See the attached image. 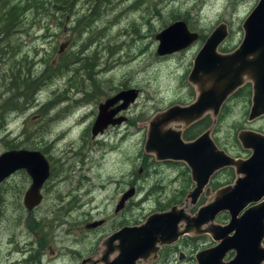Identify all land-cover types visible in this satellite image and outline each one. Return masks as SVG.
<instances>
[{
	"label": "rangeland",
	"instance_id": "rangeland-1",
	"mask_svg": "<svg viewBox=\"0 0 264 264\" xmlns=\"http://www.w3.org/2000/svg\"><path fill=\"white\" fill-rule=\"evenodd\" d=\"M135 2L2 0V6L16 5L20 15L17 26L4 40V47L8 42L15 54L0 57V100L13 94L19 100L17 109L6 114L0 128V152L5 141L39 149L49 158L53 173L44 183L43 201L31 213L23 205V194L31 182L26 172L13 174L3 184L6 194H0V264H17V259L34 254L37 246L41 248L38 258L42 264H78L81 256L97 253L95 236L101 237L121 224L144 221L158 207L157 197L165 203L173 195L177 184L169 182L163 186V193L157 186L151 190V186L155 181L160 184L159 177L166 183L174 171L181 169L180 163L156 162L145 152L144 144L150 121L157 113L174 104H188L193 98L195 91L187 76L204 39L182 50L158 55L155 34L178 15L204 38L214 26L225 22L230 34L221 47L230 50L240 42L241 23L257 0H140L132 6ZM66 56H70L69 69L52 76L32 100L22 97L24 86L13 91L8 86L16 76L29 75L19 61L26 63L31 77L36 78L46 64H56ZM90 60L96 91L89 79L90 69L81 67ZM14 61L19 69L11 72ZM129 88L138 90L137 97L117 114L126 116V121L93 138L90 127L98 103ZM48 102L52 104L46 108ZM248 105L243 95L231 98L214 122L210 118L216 144L231 155L250 154L238 141V130L264 131V117L251 122L246 119ZM163 128L181 125L171 123ZM61 158L64 159L58 162ZM149 168L160 173L153 174ZM112 178H116L115 183ZM225 180L226 173L218 171L212 182L221 184ZM185 183L181 178L178 187ZM132 185L137 186L138 192L123 212L115 214L119 195ZM216 188L211 183L201 202L209 201ZM61 197L65 201H60L59 207L64 210L57 212ZM100 218L106 219L105 225L87 232L85 224ZM204 243L209 245L210 240ZM190 250L184 251L189 255Z\"/></svg>",
	"mask_w": 264,
	"mask_h": 264
},
{
	"label": "water",
	"instance_id": "water-1",
	"mask_svg": "<svg viewBox=\"0 0 264 264\" xmlns=\"http://www.w3.org/2000/svg\"><path fill=\"white\" fill-rule=\"evenodd\" d=\"M243 38L232 52L221 53L218 46L228 35L227 26L221 22L207 36L193 58L188 74L189 82L197 86L196 98L186 105H171L157 113L150 121L144 150L153 153L158 160H184L191 172L194 187L187 197L195 203L212 173L222 167L231 166L237 174L234 183L215 190L208 202L201 205L192 219L182 209L172 206L164 212L150 214L144 223L123 226L107 238L109 245L105 255L118 252L112 264H136L158 249L156 243H171L179 234L209 232L218 244L196 253L197 264H264V135L240 130L238 139L245 148H250L247 159L235 158L219 148L207 129L196 138L183 141L181 130L163 128L170 122L189 125L206 111L216 115L226 97L245 80L252 82V105L249 119L264 113V0H258L242 22ZM158 40L156 54L165 55L188 47L198 38L184 20H175L155 34ZM138 90H120L98 105V113L92 123V137L101 133L109 124L120 123L123 118H113L119 108H126L137 97ZM121 100L115 110L106 107ZM18 169H24L31 182L24 192L23 204L28 211L40 204V192L49 176V163L39 150L11 149L0 153V182ZM205 187V188H204ZM134 193L130 188L119 202ZM243 213L238 216L239 212ZM227 211L229 222L213 223L217 213ZM184 217L188 225L178 230V222ZM99 222L91 223L95 226ZM192 226V228H189ZM119 243L113 247L111 243ZM235 250V255L223 261L225 253Z\"/></svg>",
	"mask_w": 264,
	"mask_h": 264
},
{
	"label": "flooded vegetation",
	"instance_id": "flooded-vegetation-1",
	"mask_svg": "<svg viewBox=\"0 0 264 264\" xmlns=\"http://www.w3.org/2000/svg\"><path fill=\"white\" fill-rule=\"evenodd\" d=\"M257 2H258V0H257ZM256 2V3H257ZM256 5V4H255ZM254 5V6H255ZM254 6H253V8H254ZM252 8V9H253ZM251 9V10H252ZM250 10V11H251ZM250 11H249V13H250ZM248 13V14H249ZM248 14L246 15V17L248 16ZM245 17V18H246ZM244 18V19H245ZM244 19H243V21H244ZM242 21V22H243ZM221 23V22H220ZM220 23H218V24H220ZM223 23H225V22H223ZM186 24H187V22H186ZM217 24V25H218ZM226 24V23H225ZM216 25V26H217ZM187 26H188V24H187ZM216 26H214L213 27V29L216 27ZM226 26H227V24H226ZM189 28V27H188ZM241 28H242V23H241ZM190 29V28H189ZM212 29V30H213ZM191 30V29H190ZM211 30V31H212ZM227 30H228V35H227V37L229 36V34H230V32H229V29H228V26H227ZM242 30H243V28H242ZM191 31H194V32H197L198 33V38L196 39V40H200L201 38L202 39H204V41H205V39L207 38V36L204 38V35H201L198 31H196V30H191ZM210 31V32H211ZM231 31V30H230ZM244 33V32H243ZM210 34V33H209ZM208 34V35H209ZM227 37L225 38V40L227 39ZM242 38H243V35H242ZM242 38H241V40H242ZM195 40V41H196ZM225 40L218 46V51L219 52H221V51H223V52H221V53H229V52H232L235 48H237V46L240 44V42H241V40H240V42L234 47V48H232V49H227V50H221V49H219L221 46H222V44L225 42ZM204 41H203V43H204ZM194 42V41H193ZM192 42V43H193ZM191 43V44H192ZM190 44V45H191ZM201 48V47H200ZM225 51V52H224ZM198 52V51H197ZM190 72V71H189ZM189 74V73H188ZM22 78H24V77H19V80L20 79H22ZM187 79H188V76H187ZM17 81L18 82V85H20V86H24V85H22V83H20L18 80H16V79H13V81ZM189 81V80H188ZM191 83V82H190ZM191 85L193 86V88H194V91H195V93H194V95H193V98H191L190 99V101L189 102H191V101H193L195 98H196V96H197V86L195 85V84H193V83H191ZM117 93V92H116ZM115 94V93H114ZM113 94V95H114ZM138 94V93H137ZM23 95H24V93H23ZM113 95H111V96H113ZM240 95H243V96H245L246 98H247V100H248V109H247V113H246V119L249 121V122H251V121H253V120H255V119H258V118H260V117H264V113L263 114H260V115H258V116H256V117H254L253 119H249V114H250V109H251V105H252V82L251 81H249V79H247V80H245V82L241 85V86H239V87H237V89H235L231 94H229L227 97H226V99L223 101V103L221 104V106H220V108H219V111L221 110V108H222V106L228 101V100H230L231 98H235V97H237V96H240ZM111 96H108V97H106L102 102H99L98 103V105L100 104V103H104L105 102V100L107 99V98H109V97H111ZM188 102V103H189ZM130 103H132V102H130ZM130 103L127 105V107L130 105ZM121 104H122V101L121 100H119V101H117V102H115V103H113V104H109L107 107H106V110L107 111H111V110H115V109H117L119 106H121ZM187 103H182L181 105H186ZM175 105V104H174ZM126 107V108H127ZM122 109H125V108H119L117 111H116V113L113 115V118H123V120H122V122L123 121H126V119H127V117L125 116V117H122V116H118L117 114L122 110ZM45 111V110H44ZM219 111H218V113H219ZM7 113H9V112H7ZM97 113H98V106H97ZM217 113V114H218ZM217 114L216 115H213V113H212V111H206L199 119H197V120H195L194 122H192V123H190L189 125H187V126H184L182 123H179L180 125H181V128H173V129H177V130H181V139L183 140V141H189V140H192V139H194V138H196L198 135H200L202 132H204L205 130H209L210 131V137L213 139V141L215 142V144H216V141H215V138L213 137V135H212V122H214V120H215V118H216V116H217ZM15 115H17V114H15ZM207 115H209V116H207ZM18 116V115H17ZM212 119V122H211V119ZM153 119V118H152ZM151 119V120H152ZM202 120H203V123H205V124H207L204 128H203V130H201V131H199L193 138H191V139H186L185 137H184V132L187 130V129H189V130H192V128H194L196 125H198V124H202L201 122H202ZM93 123V122H92ZM121 123V122H120ZM171 123H178V122H170V123H168L167 125H169V124H171ZM77 124V123H76ZM117 124H119V123H117ZM196 124V125H195ZM114 125V124H113ZM92 126V125H91ZM110 126H112V124H109L101 133H99L98 135H103L106 131H107V129L110 127ZM164 126V125H163ZM164 129H166V128H164ZM240 130H250V131H253V132H256V133H259V134H261V135H264V131H258V130H255V129H251V128H241ZM240 130H238L237 131V134H236V137H237V139H238V133H239V131ZM10 131H8V132H6V133H9ZM148 132V131H147ZM90 133H91V136H92V132H91V127H90ZM6 136H9V134H6ZM147 136V135H146ZM96 137V136H95ZM95 137H93V138H95ZM238 141L240 142V140L238 139ZM8 142H10V143H8ZM5 143V148L3 149V151H1V152H4V151H7V150H11V149H29V148H26V147H23V146H17V144H12L13 142L12 141H5L4 142ZM240 144H241V142H240ZM217 145V144H216ZM218 146V145H217ZM241 146H242V144H241ZM243 147V146H242ZM243 148H245V147H243ZM72 149V148H71ZM246 149H249L250 150V148H246ZM30 150H32V149H30ZM34 150H39V149H34ZM224 150V149H223ZM40 151V150H39ZM72 151V150H71ZM0 152V153H1ZM44 156H45V154L42 152V151H40ZM75 154H78L79 152H76V151H73ZM226 152V151H225ZM147 153V152H146ZM149 153V152H148ZM227 154H229L228 152H226ZM149 154H151L152 155V158L156 161V162H158V163H161V164H163V163H165V162H173V165H176L177 163H180V164H178V165H180L181 166V169H178L177 171H174V173H173V176H172V178L171 179H168L167 180V182L165 183L162 179H161V177H159L160 178V184H158L157 183V181H155L154 183H153V185L151 186V190H153V188L154 187H156L157 186V189H161V193H163L164 192V187L163 186H165L166 185V187L169 185V182H171V184H177V186H175L174 188H173V190H172V196H171V198L167 201V202H165V203H163L162 201L160 202L159 200H160V197H157V199H156V201L158 202V207L157 208H155V209H153L152 210V212L151 213H149L147 216H146V218L150 215V214H152V213H155V212H164V211H167V210H169L172 206H176L177 207V209H182L183 210V212H184V214H185V216H188L189 217V219H192L193 217H194V215L197 213V211H198V209L200 208V206L201 205H203V204H205L206 202H201V197L203 196V195H206L205 194V190L203 189V191H202V193L200 194V196H199V198L197 199V201L195 202V203H192L191 202V199L190 198H188L187 197V194L189 193V191H191L192 189H193V187H194V181L192 180V178H191V172H190V169H189V167L187 166V164H186V162L184 161V160H174V159H164V160H158L156 157H155V155L153 154V153H149ZM250 154H251V150H250ZM250 154L247 156V157H240V156H235V155H231V154H229V155H231V156H233V157H235V158H242V159H247L249 156H250ZM61 155H63L62 153H61ZM60 155V156H61ZM79 156L81 157V156H83V153H79ZM51 157V156H50ZM63 157V156H62ZM45 158L47 159V161H48V163H49V176L47 177V179L48 178H50V176H51V174L53 173V168H52V165H51V162L49 161V158L48 157H46L45 156ZM62 159H64V158H61L58 162H60V161H62ZM65 161V160H64ZM67 162V161H66ZM224 168H230V172H231V174L230 173H226L223 169ZM141 169V168H140ZM151 171L153 170V174H156V175H158L159 173H160V171L158 170V169H154V168H149ZM142 170V169H141ZM218 171H223V172H225L226 173V180L224 181V182H222L221 184H220V186H218L216 189H218V188H220V187H223V186H227V185H231V184H233L234 183V180L236 179V177H237V174L235 173V170H234V168L233 167H231V166H225V167H222V168H220V169H218V170H216V171H214L213 173H212V175L210 176V178H209V180H208V183H207V185L205 186V187H209V185L211 184V183H213L212 182V180H213V178H214V176H215V174L218 172ZM17 172H26L24 169H18V170H16V171H14L13 173H11L8 177H6L5 179H3L1 182H0V194L1 195H4V194H6V189L5 188H3V184L6 182V180L9 178V177H11L13 174H15V173H17ZM146 172H147V170H146ZM27 174V173H26ZM28 175V174H27ZM60 177V176H59ZM181 178H183L184 180H185V185L184 186H182V187H178L179 185V181H180V179ZM47 179L44 181V183L47 181ZM187 179H188V181H187ZM112 181H113V183H115V181H116V178H112ZM44 183H43V185H42V187H41V190H40V192H41V194H42V199H41V201H43V198H44V195H43V190H44ZM108 183L109 182H107L106 184L108 185ZM162 183V184H161ZM218 183H220V182H214L213 183V185H219ZM190 187V189H188ZM204 187V188H205ZM130 188H134V193L131 195V196H129L127 199H125L124 200V202H123V204H122V206L121 207H119L118 208V206H119V202H120V199L122 198V196H123V194H125ZM130 188H128L127 190H124L120 195H119V198H118V200H117V202L114 204L115 206H114V212H115V214H118V213H120V212H123L125 209H126V207H127V204H128V202L130 201V198L132 199L134 196H135V194H136V192H138V188H137V186H130ZM215 189V190H216ZM26 191V190H25ZM185 191H187L186 193H185ZM184 192V193H183ZM215 192V191H214ZM214 194V193H213ZM24 195V194H23ZM78 195H80V194H78ZM182 197V198H181ZM200 200V201H199ZM60 201H61V203H63L64 201H65V199L63 198V197H61V199L58 201V205H57V208H55V206H54V208H55V211H57V212H60V211H62V210H64V207H59V205H60ZM79 201V200H78ZM208 202V201H207ZM41 203V202H40ZM196 204V205H195ZM24 205V204H23ZM189 205H191V208H189ZM2 207V199H1V197H0V208ZM25 207V206H24ZM38 207V205L36 206V207H34L31 211H28L27 209H26V211H28L29 213H31L34 209H36ZM69 209V208H68ZM66 211V210H65ZM243 211H244V209L243 210H241L240 212H239V214H238V216H240L242 213H243ZM0 212H1V210H0ZM146 218L144 219V221H141L140 223H134V224H121V225H119L118 227H114V228H111V229H109L108 231H105V233L101 236V237H99V236H95V244H94V248H96V250H97V253H95V251H93V253H91L90 255H87V256H85V257H83V256H81L80 258H79V260H78V264H112V262H113V260H115V258H116V256H117V254H118V252L116 251V249H114V251H112V252H110L108 255H105V251L108 249V247H109V245H108V243H107V238L109 237V236H111V234L112 233H114L115 231H117V230H119L120 228H122L123 226H134V225H140V224H142V223H144L145 222V220H146ZM230 218V214H229V212H227V211H220L219 213H217V215L215 216V218H214V220H213V223H216V224H225V223H227V222H229V219ZM223 219H225V221H220V220H223ZM190 221V220H189ZM189 221L187 222V224H186V219L184 218V217H182L180 220H179V222H178V230H182L184 227H186V225H188V223H189ZM95 222H99L97 225H95V226H89L91 223H95ZM105 223H106V219L105 218H100V219H94V220H92V221H90V222H87L86 224H85V228L87 229V232H89V231H96V230H98V229H100L101 227H103L104 225H105ZM208 224H205V225H203L202 226V228H205L206 226H207ZM189 228H192V226H190ZM201 227H200V229H201V231L200 232H185V233H183V234H179L178 235V237H177V239H175L174 241H172L171 243H156V245H157V247H158V249L156 250V252H150L149 253V255H148V257H146L145 259L143 258V257H140V258H138L136 261H135V263L136 264H197V262H196V259H195V255H196V253L197 252H199L200 250H202V249H205V248H211V247H214V246H216L217 244H218V241L217 240H215L214 238H213V236H211V234L209 233V232H203V230L204 229H202ZM210 240V244L208 245V244H206L205 245V243H204V241L205 240ZM263 240H264V238H263ZM263 240H262V244H263V246H264V243H263ZM119 242L117 241V240H115V241H113L112 243H111V245L113 246V247H115L117 244H118ZM186 248H190L191 250V253L189 254V255H187V253H185V249ZM40 250H41V248L39 247V246H37L36 247V250H35V253L34 254H30L29 256H26V257H24V258H22V259H17V264H21V262L23 261L24 262V264H42L41 263V261H39V258H38V255H39V253H40ZM34 251V250H33ZM234 255H235V250H229V251H227L226 253H225V255H224V257H223V261H228V260H230V259H232L233 257H234ZM73 259H75L76 261H77V258H73ZM8 262H10V261H8ZM115 264V263H114Z\"/></svg>",
	"mask_w": 264,
	"mask_h": 264
},
{
	"label": "trees",
	"instance_id": "trees-1",
	"mask_svg": "<svg viewBox=\"0 0 264 264\" xmlns=\"http://www.w3.org/2000/svg\"><path fill=\"white\" fill-rule=\"evenodd\" d=\"M37 1H41V0H33V2H35V3H37ZM1 3H2V0H0V11L3 14V17H2V14L0 16V57H2L5 53H8V55H14L15 54V52H12L14 50V48L8 42L6 43V45H7L6 47L7 48L4 47V42H5L4 40L11 33L12 29L14 28V26L15 25L17 26V24L19 22L17 18L20 15V10H19V8L16 5L15 6H11L9 8V6H7V4L2 6ZM26 3H27V6L30 5V3L28 1ZM139 3H140V0H136L134 5H132V6H136ZM27 8L25 7V9H27ZM180 18L181 17H179V15L175 16L173 18V21L179 20ZM180 20H184V19L182 18ZM2 42H3V45H1ZM8 46H9V48H8ZM10 49H11V51L9 52ZM221 49L227 50L224 47H221ZM69 59H70V56H66V57L62 58L56 64H53V65L52 64H46V67L38 75H36V78H32L31 77L30 68L27 66V64L26 63H22V61H19L18 64H20V65L23 64L26 67V69H27L26 72H29L28 76L25 74L24 78H22L20 80H19V77H21V76H19V77L16 76V78H13V79L18 80L25 87V92H24V95H22V97L26 98L27 101L32 100V98L34 97V93L39 92L40 89L43 86H45L48 82H50L51 79H52V76L54 77V76H56L58 74H61L66 69H69V63H70ZM15 64H16V61L13 62L12 66L10 68L11 72L14 71V69H16V70L19 69V68H17L18 66L15 67ZM90 66H91V69H92L93 64L91 63V60L84 62L81 67L83 69H85V70H89ZM91 69L89 70L88 75H89V79H91V81H92L91 85L93 87V90L96 91L97 83H96V81H94V79L90 75ZM17 72H20V70L17 71ZM8 86L11 88L12 91L14 89L20 87V85H18V82L15 81V80L12 81V82H9ZM29 89H31V90H29ZM18 100H19V97L16 94H13L11 97H9L8 99H5L3 101L0 100V128L4 125V120H5V116H6L7 112H11V111L17 109L16 105H17V101ZM51 104H52V102H48V103L45 104V107L47 108L48 106H51ZM201 123L202 124H198V125L195 124L196 126L194 128H192V130L187 129L184 132V137L186 139H191L199 131L203 130V128L207 124L203 123V120H202ZM223 170L226 173H230L231 174L230 168H224ZM187 181H188V179H187ZM214 186L218 187V186H220V184L219 185H214ZM186 192L187 191H185V193ZM263 243H264V240H263Z\"/></svg>",
	"mask_w": 264,
	"mask_h": 264
},
{
	"label": "bare ground",
	"instance_id": "bare-ground-1",
	"mask_svg": "<svg viewBox=\"0 0 264 264\" xmlns=\"http://www.w3.org/2000/svg\"><path fill=\"white\" fill-rule=\"evenodd\" d=\"M42 102V101H41Z\"/></svg>",
	"mask_w": 264,
	"mask_h": 264
}]
</instances>
